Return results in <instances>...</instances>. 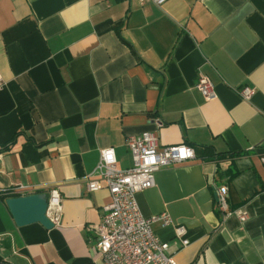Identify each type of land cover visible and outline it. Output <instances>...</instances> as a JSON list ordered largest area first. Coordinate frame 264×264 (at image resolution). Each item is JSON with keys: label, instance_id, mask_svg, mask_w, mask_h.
<instances>
[{"label": "crops", "instance_id": "0c3cea01", "mask_svg": "<svg viewBox=\"0 0 264 264\" xmlns=\"http://www.w3.org/2000/svg\"><path fill=\"white\" fill-rule=\"evenodd\" d=\"M0 76V262L102 264L110 198L87 177L105 148L129 168L127 137L148 132L195 153L134 195L142 217L170 219L152 230L175 264H264V0H0ZM223 186L245 222L219 213ZM51 191L59 225L17 227L6 201Z\"/></svg>", "mask_w": 264, "mask_h": 264}, {"label": "built area", "instance_id": "2783aa9c", "mask_svg": "<svg viewBox=\"0 0 264 264\" xmlns=\"http://www.w3.org/2000/svg\"><path fill=\"white\" fill-rule=\"evenodd\" d=\"M128 1L160 6L167 0ZM3 86L0 76V90ZM195 88L206 101L216 97L212 83L203 74H198ZM237 92L243 101H250L254 95V89L247 86ZM125 146L131 156L129 168L119 169L113 149L105 148L100 151L94 171L87 177L88 192L106 189L110 198L97 225L95 250L102 264H175L173 254L168 251V243L159 240L152 230L153 224L166 226L170 219L165 214L142 217L134 195L153 187L155 173L160 169L194 160V150L185 144L161 146L157 137L148 132L127 137ZM260 161L264 165V157ZM216 195L217 209L223 217L234 215L240 222L246 221L243 211L229 209L226 187H220ZM45 215L53 226L59 225L61 203L57 191L49 194ZM186 233L183 226L175 227L174 237L182 247L188 245Z\"/></svg>", "mask_w": 264, "mask_h": 264}, {"label": "water", "instance_id": "95a60500", "mask_svg": "<svg viewBox=\"0 0 264 264\" xmlns=\"http://www.w3.org/2000/svg\"><path fill=\"white\" fill-rule=\"evenodd\" d=\"M6 205L17 227L36 223L46 230L54 227L45 215L47 209V196L45 194L10 198L6 201ZM0 264L6 263L0 262Z\"/></svg>", "mask_w": 264, "mask_h": 264}]
</instances>
